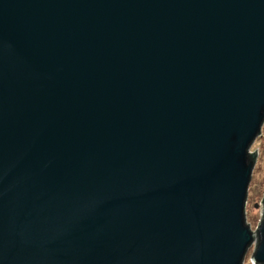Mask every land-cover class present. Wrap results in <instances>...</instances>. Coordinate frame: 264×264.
I'll use <instances>...</instances> for the list:
<instances>
[{"label": "water", "instance_id": "95a60500", "mask_svg": "<svg viewBox=\"0 0 264 264\" xmlns=\"http://www.w3.org/2000/svg\"><path fill=\"white\" fill-rule=\"evenodd\" d=\"M263 123L264 0H0V264H264Z\"/></svg>", "mask_w": 264, "mask_h": 264}, {"label": "rangeland", "instance_id": "374dc122", "mask_svg": "<svg viewBox=\"0 0 264 264\" xmlns=\"http://www.w3.org/2000/svg\"><path fill=\"white\" fill-rule=\"evenodd\" d=\"M255 150L256 160L247 189L245 205L246 221L250 225L252 231L256 230L262 215L263 207V203H261V201L264 198V123L260 134L250 148L251 152H255ZM253 250L254 244L249 248L243 264H249Z\"/></svg>", "mask_w": 264, "mask_h": 264}, {"label": "built area", "instance_id": "2783aa9c", "mask_svg": "<svg viewBox=\"0 0 264 264\" xmlns=\"http://www.w3.org/2000/svg\"><path fill=\"white\" fill-rule=\"evenodd\" d=\"M250 151V150H249ZM251 152V151H250ZM251 153H253V152H251Z\"/></svg>", "mask_w": 264, "mask_h": 264}]
</instances>
